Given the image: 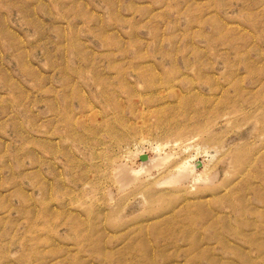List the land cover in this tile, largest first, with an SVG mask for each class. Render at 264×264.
<instances>
[{"label":"rangeland","instance_id":"obj_1","mask_svg":"<svg viewBox=\"0 0 264 264\" xmlns=\"http://www.w3.org/2000/svg\"><path fill=\"white\" fill-rule=\"evenodd\" d=\"M0 264H264V0H0Z\"/></svg>","mask_w":264,"mask_h":264}]
</instances>
